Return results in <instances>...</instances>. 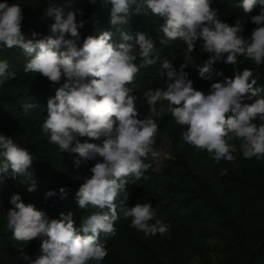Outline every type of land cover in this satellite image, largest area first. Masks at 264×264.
<instances>
[{
    "label": "clouds",
    "instance_id": "1",
    "mask_svg": "<svg viewBox=\"0 0 264 264\" xmlns=\"http://www.w3.org/2000/svg\"><path fill=\"white\" fill-rule=\"evenodd\" d=\"M95 2V0H93ZM111 6V24L126 23L129 8L135 5L137 14L163 17L165 23L161 31L168 40H180L191 53L197 38L203 40V51L210 58L199 67L200 78L211 80L213 75L221 76L213 68L227 54L223 62L237 63L238 56L251 59L259 66L264 62V11L251 17L257 27L250 40L241 35L242 24L234 26L216 19V11L210 7L209 0H103ZM264 2V0H262ZM257 0H242L240 7L245 14L250 13ZM46 16L52 20L49 34L43 39H25L21 32L23 20L19 4L0 3V44L11 49L17 47L29 57L24 67L25 73H36L52 84H59L54 97L47 100V117L42 131L49 134V142L60 151L78 154L74 165L79 168L82 162L97 160L90 169L91 176L75 192V202L79 209L89 206L96 209L84 218L82 227H74L73 215L61 213L59 220L49 221L42 211L32 204H24L19 195H13L7 212V228L12 238L20 242L33 239L41 241V254L31 264H99L108 255L104 244L99 242L101 234H115V222L119 219L116 201L123 196L127 199L125 187L128 177L135 180L145 178L151 167L149 157L155 159L159 153L154 149L158 125L152 116L158 114L156 105L168 102V111L175 123L184 127L179 147L184 144L206 151L219 163L221 160L234 162L236 148L230 143L239 139L245 159L264 156V99L245 103L260 91L254 88L257 80L253 72L245 69L234 78H225L211 84L209 94L193 88L188 74L177 72L167 59L161 63L166 73V90L155 89L144 93L151 116L143 120L135 117L136 97L132 95L133 85L139 68L134 61L137 52L133 44L110 43L111 33L103 32L98 37L88 36L80 41L79 29L83 21H76V14L57 6L49 7ZM70 37V38H66ZM125 40L132 37L124 35ZM135 45L143 65L156 63L154 45L145 34L137 33ZM9 62L0 60V85L16 78V72L9 70ZM251 78V79H250ZM63 80V82H61ZM250 81V82H249ZM175 105L176 107H173ZM38 105L25 102L22 113L31 115ZM259 121V124L254 121ZM98 140L101 145L83 143L79 138ZM0 149L4 161L0 163V180L11 173L15 178L23 176L33 162V156L26 148L19 147L12 139L0 135ZM222 169L220 175H226ZM33 181L28 188L34 191ZM61 197L65 189H60ZM54 195L53 192L46 196ZM122 205V201L120 200ZM124 218H131V227L143 232L145 236L164 235L170 225L156 218L151 203H137L131 208L120 207ZM154 221V222H153ZM83 233V234H81ZM22 258L29 260L27 255Z\"/></svg>",
    "mask_w": 264,
    "mask_h": 264
},
{
    "label": "rangeland",
    "instance_id": "2",
    "mask_svg": "<svg viewBox=\"0 0 264 264\" xmlns=\"http://www.w3.org/2000/svg\"><path fill=\"white\" fill-rule=\"evenodd\" d=\"M98 1L0 0V3L19 4L23 11L22 22L30 21L38 29L49 31L52 23V20L46 16L49 7L63 8L65 16L68 12H73L76 14V21L81 22L86 18L90 7L98 4ZM209 3L216 11V19L220 22L230 26H234L237 22L241 23L243 31L239 35L246 40H250L253 30L257 27L251 23V17L264 11L262 0H257L253 10L248 14H245L240 7L242 0H209ZM135 7V5L130 6L125 16L126 23L114 26L128 28L132 26L133 21L142 18L143 15L137 14ZM164 23L165 19L157 16L161 38L158 44L154 45L156 63L150 65L152 71L145 78L139 77L137 73L134 84L129 85L134 88L132 95L136 97L138 106L144 109L145 118L151 116V113L144 93L157 88L166 90L167 76L161 69V63L165 59L172 63L177 72L183 65V71L188 74L193 88L202 91L205 95L209 94L212 83L221 82L225 78H234L245 69L258 67L253 60L244 56H238L235 65L226 64L223 61L226 60L227 54H224L220 61L213 64V68L222 75H213L211 80H204L200 78L198 69L211 54L203 51L202 38L198 37L194 42L193 51L187 53V45L184 42L168 40L164 36L161 31ZM107 29L111 33L112 27L108 26ZM32 33L34 32L31 30L22 32L26 40L33 39ZM124 35L132 39L125 40ZM112 37L114 35L111 34ZM110 43L113 46L130 43L137 53L139 51L131 33L116 36ZM80 45H82L81 39L78 42V46ZM0 60H7L9 70L16 72L15 79L0 85V126L20 141L28 142L33 146L38 144L40 147L38 154L45 163L54 165L55 172L61 180L74 186L84 182V178L91 176L90 169L101 158L96 157L82 162L77 168L74 161L78 158V154L60 151L58 146L49 142V134L42 131L44 119L47 117V100L54 97L60 85L52 84L39 74L25 73L24 67L29 57L17 47L7 51L0 50ZM250 95V93L245 94V103L251 104L257 99H264V91H259L256 96L248 99ZM25 102L38 105L29 116L22 113V105ZM156 108L158 114L152 118L157 123V119L168 111V102H160ZM254 122L259 124L258 120ZM184 130V127L172 124L158 136L155 135L154 149L159 155L155 159L149 157L145 161L151 164L144 174L146 179L135 180L132 176L127 178L128 184L125 187L127 199L124 200L121 196L122 205L119 199L116 201L119 219L114 224L115 234H101L99 237V242L108 250V255L99 264H247L249 251L258 248L264 251V198L257 197L250 189L241 187L235 179L259 182L264 186V156L245 159L241 151L242 141L233 139L230 143L236 148V152L233 153L236 160L234 162L221 160L217 163L206 151L198 150L188 144H184L181 149L180 136ZM79 139L81 143L87 140L89 143L101 145L104 138L95 141L86 137ZM182 151L192 160L189 170L202 184V195L183 178L184 170L178 164ZM3 161V152L0 151V163ZM222 169H227L226 175H220ZM33 181L36 188L29 192L28 188ZM46 193L48 192L39 183L35 168H29L25 175H17L15 178L9 173L0 180L1 264H31V261L41 254L39 239L29 242L16 241L12 238L11 230L7 228V212L13 207L10 204L13 195H19L26 205H34L49 221L59 220L61 213L73 212L64 199L58 195L46 196ZM191 194L198 196V200L203 204L209 203L219 207L223 219L192 213L191 205L184 202ZM147 202L151 203L155 210L156 218L170 225L166 234L145 236L143 232L132 228L131 218H124L119 210L122 206L131 208L137 203ZM52 209L56 212L54 217L49 216ZM81 210L87 217L96 211L91 206ZM72 215L74 219V214ZM74 227L80 229L82 225L75 226L74 223ZM22 255H27L30 259L25 260ZM89 264L96 262L90 261Z\"/></svg>",
    "mask_w": 264,
    "mask_h": 264
},
{
    "label": "trees",
    "instance_id": "3",
    "mask_svg": "<svg viewBox=\"0 0 264 264\" xmlns=\"http://www.w3.org/2000/svg\"><path fill=\"white\" fill-rule=\"evenodd\" d=\"M111 6L109 4H105L103 0H99L98 4L93 5L90 7L86 18L83 20V27L79 29L80 35H81V42L83 43V40L87 38L88 36L92 37H98L103 32H108L107 27L111 26V34L114 35V37L110 38V41H113V39L116 36H119L121 34H127L131 33L133 34V38H135L137 33H143L145 34L146 38L151 39L153 42V45H157L161 34L158 30L157 25V16L153 15L149 12L148 15H143L142 18H140L137 21H133L132 26L130 27H120V26H114L111 24ZM79 23V22H78ZM24 30H31L34 33L37 34V39H43L49 34V31H45L44 29H38L36 26L33 25L30 21H23L21 23V32ZM198 39V38H197ZM0 50L7 51L8 48H6L4 45L0 44ZM134 63L137 64L139 71L138 76L141 78H145L148 76V74L152 71V68L150 65H143V61L139 58L137 53V59L134 61ZM253 72L254 79L257 80L256 85H254L255 88L260 89V91H264V62H262L261 65H259L256 68L249 69ZM173 107H176L175 105ZM135 109L137 112V116L135 117L138 120H141V118H145L144 109L142 107H139L137 104V101L135 100ZM176 124L175 118L171 115L169 111H167L164 115L159 117L157 119V125H158V131L156 133V136H158L167 126ZM0 135H3L7 138H10L13 140L14 143H16L21 148H26L30 154L33 156V162L30 166L31 168H35L37 170V175L39 176V183L41 184V187L46 190L47 192H53L54 195H58L61 197L60 189H65V194L62 199H64L67 204L72 209V213L74 214V223L75 226L82 225L84 218L87 216L84 212H82L81 209L77 206L75 202V192L78 191L76 189L77 187L83 183L74 186L72 184H69L63 180H61L56 172L54 165L50 163H45L40 155L38 154L40 151V147L38 144L31 145L28 142L20 141L19 139L15 138L13 135H10L0 126ZM1 152H3V149H0ZM178 164L182 166L184 170L183 178L202 195L203 193V186L200 183L199 179L192 175V173L189 170L190 165L192 164L191 158L186 155L183 151L179 155ZM236 182L241 186L245 187L247 189H250V191L257 197L264 198V186L262 183L259 182H249L246 180H243L242 178H235ZM185 204L191 205L192 213L197 215H206V216H213L214 219L222 220L223 215L220 214L219 207L213 204H203L201 201L198 200V196L191 194L188 195L186 200L184 201ZM55 211L52 209L50 211L49 216H55ZM235 227V226H234ZM238 235V234H237ZM249 260L247 264H264V251L261 248H258L253 251H249ZM1 264V263H0Z\"/></svg>",
    "mask_w": 264,
    "mask_h": 264
}]
</instances>
